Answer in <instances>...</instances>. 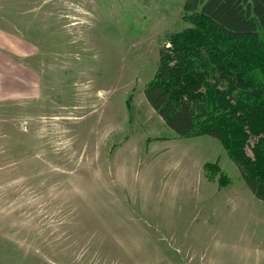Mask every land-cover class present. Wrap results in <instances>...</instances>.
Returning a JSON list of instances; mask_svg holds the SVG:
<instances>
[{"label":"rangeland","instance_id":"rangeland-1","mask_svg":"<svg viewBox=\"0 0 264 264\" xmlns=\"http://www.w3.org/2000/svg\"><path fill=\"white\" fill-rule=\"evenodd\" d=\"M183 3L0 0V264H264V202L145 97Z\"/></svg>","mask_w":264,"mask_h":264},{"label":"trees","instance_id":"trees-1","mask_svg":"<svg viewBox=\"0 0 264 264\" xmlns=\"http://www.w3.org/2000/svg\"><path fill=\"white\" fill-rule=\"evenodd\" d=\"M182 10L191 27L167 34L145 97L179 137L219 140L264 202V0H184Z\"/></svg>","mask_w":264,"mask_h":264}]
</instances>
